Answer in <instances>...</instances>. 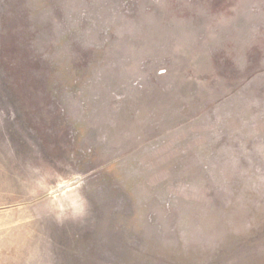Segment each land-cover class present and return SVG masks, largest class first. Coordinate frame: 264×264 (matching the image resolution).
<instances>
[{"label": "rangeland", "instance_id": "374dc122", "mask_svg": "<svg viewBox=\"0 0 264 264\" xmlns=\"http://www.w3.org/2000/svg\"><path fill=\"white\" fill-rule=\"evenodd\" d=\"M0 264H264V0H0Z\"/></svg>", "mask_w": 264, "mask_h": 264}]
</instances>
